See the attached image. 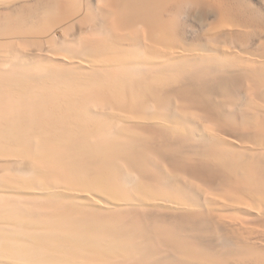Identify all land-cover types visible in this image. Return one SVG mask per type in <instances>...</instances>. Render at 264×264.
<instances>
[{"label":"bare ground","instance_id":"obj_1","mask_svg":"<svg viewBox=\"0 0 264 264\" xmlns=\"http://www.w3.org/2000/svg\"><path fill=\"white\" fill-rule=\"evenodd\" d=\"M253 28L244 0H0V264H264V94L227 112L264 90Z\"/></svg>","mask_w":264,"mask_h":264},{"label":"rangeland","instance_id":"obj_2","mask_svg":"<svg viewBox=\"0 0 264 264\" xmlns=\"http://www.w3.org/2000/svg\"><path fill=\"white\" fill-rule=\"evenodd\" d=\"M248 4L252 3L254 6H256V11L258 12V19L260 20V24H264V2H261V0H244ZM213 21V18H211L207 22H202L198 19H189V20H183L184 24L186 25V28L184 32L182 33V37L186 41V43H192L196 44L200 40L204 38V34L208 28L209 23ZM261 39L262 44L264 46V35H262L258 28H253L251 30V41L250 43H246L243 45V47H240L238 50H244V51H252L259 55H264V47L259 44V40ZM233 46V45H232ZM240 98L235 101L236 105L233 107L234 109L228 110V114H231L233 116H237V121L239 126H241V111L242 110H248L247 102L250 99H255L256 101L261 100V96L264 94V90H255L252 92H248V84L244 82L241 86V88L238 90ZM228 108H225V110ZM251 110V109H249ZM225 112V111H224ZM203 158V157H200Z\"/></svg>","mask_w":264,"mask_h":264}]
</instances>
